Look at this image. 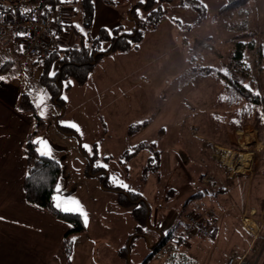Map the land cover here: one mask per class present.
I'll use <instances>...</instances> for the list:
<instances>
[{"label":"rangeland","instance_id":"1","mask_svg":"<svg viewBox=\"0 0 264 264\" xmlns=\"http://www.w3.org/2000/svg\"><path fill=\"white\" fill-rule=\"evenodd\" d=\"M112 1L125 12L121 25L131 30L134 21L127 13L139 0ZM182 1L164 5V18L146 32L139 52L101 56L85 83L73 78L64 81L59 102L42 78L44 72L53 76L54 65L47 71L42 64L22 69L10 60L7 64L9 77L29 87L38 114L44 113L33 137L46 141L50 157L61 164L56 197L78 201L87 214L85 232L73 236V264H142L159 241V226L175 212L170 226L175 238L149 263L164 264L178 245L186 214L198 211L188 201L193 194L203 192L198 205L216 208L222 221L230 202L240 207L239 212L246 205L241 184L257 172L264 125L260 131L254 117L244 119L241 111L254 106L264 124V0H253L252 5L228 15L219 10L231 0H198L206 8L200 21L196 12L179 6ZM257 6L263 11L261 22L242 13ZM61 9L67 24L81 25L80 5H75L73 15L67 7ZM240 35H249L243 40H253L255 47L246 48L244 62L238 63L232 57ZM230 77L259 97L260 103H251L246 96L231 103ZM220 95L225 97L223 101ZM149 119L146 128L128 132L131 124ZM140 143L152 147L131 159L124 156ZM155 150L161 151L159 171L145 173ZM92 165L107 176L91 174ZM110 186L139 192L148 202L152 225L143 230L145 236L135 237L137 222L132 209L119 203V194ZM249 212L232 213L231 219L254 237L264 238L261 215ZM246 218L256 227L247 225ZM261 245L254 246L250 252L254 255L248 257L257 260ZM125 246L127 259L118 254Z\"/></svg>","mask_w":264,"mask_h":264},{"label":"crops","instance_id":"2","mask_svg":"<svg viewBox=\"0 0 264 264\" xmlns=\"http://www.w3.org/2000/svg\"><path fill=\"white\" fill-rule=\"evenodd\" d=\"M252 1L250 0L245 6L252 5ZM259 4L260 2L257 1L256 5ZM66 7L67 11L71 10L73 15L75 6L66 5ZM94 7L90 33L93 37L101 28L113 29L121 25L125 12L120 10L115 2L94 0ZM242 13L246 17L250 15L259 22L263 21V11L258 6L256 9L246 8ZM11 16L13 15L10 12H0L1 18ZM72 18L69 15V19L72 20ZM73 24H75L74 21L69 22L68 26L60 31L54 39V48H65L77 42L71 27ZM141 44L137 51L119 53L126 56L131 52H139ZM0 46L2 47L0 48V55L2 54L0 77L4 78L0 79V217L3 218L0 219V264H69L60 252V248L66 232L71 228L70 224L54 216L48 210L30 203L26 198L24 179L27 159L24 148L37 126L38 119L21 107L22 96L30 90L28 86L20 85L9 77L10 69L7 65L11 61L16 63L18 69L30 68L40 64L44 65L43 59L23 54L16 44L15 35L10 32L0 35ZM261 146L256 174L252 177L247 176L246 182L242 181L241 184L242 199L246 202L242 211H236L240 207L230 202L226 209L227 217L224 221L220 219L212 235L209 237L195 236L185 248H180L181 251L186 252L194 264H228V258L232 252L250 253L254 246L259 244L262 245L257 247L259 251H256L259 255L255 264H264V238L254 237L245 227L231 219L235 212L241 214L250 211L249 213L261 215L263 225L261 228L264 229V168L262 169L264 143ZM252 192L253 201H251ZM202 197L190 201L195 205L193 210L202 211L214 208L198 205ZM232 209L235 212H232ZM175 216V212H170L159 229L162 232L170 229L171 221L174 222ZM152 220L157 223L155 216ZM258 229L260 230L259 225ZM160 230L158 232H161ZM118 254L120 255V250ZM70 264H73L72 259Z\"/></svg>","mask_w":264,"mask_h":264},{"label":"trees","instance_id":"3","mask_svg":"<svg viewBox=\"0 0 264 264\" xmlns=\"http://www.w3.org/2000/svg\"><path fill=\"white\" fill-rule=\"evenodd\" d=\"M109 3H114L112 0H106ZM174 0H139L132 5V8L128 10L127 15L134 21V26L131 30H125L123 25H120L113 29L101 28L98 34L93 37L90 34L92 27V21L94 16V0H23L21 2L10 4L0 3V12H10L13 16L20 19H45L48 18L54 11L63 8L66 5L75 6L80 5L82 8V23L81 25H71L74 35L77 38V42L66 46L65 48H54L51 54L43 59V64L48 67L54 65L53 76L44 72L42 75L44 83L50 87L52 94L57 98V101L61 100L59 94L62 90L64 81L73 78L78 83H85L88 76L96 64L97 60L101 56L120 52L127 53L132 50H138L140 44L147 31L155 29L162 21L166 14V3H171ZM250 0H231L229 3L223 5L219 12L223 15L231 14L239 8L245 6ZM181 6L184 9L191 10L198 14V20L206 13V8L198 0H183ZM141 9V11H140ZM28 10V11H26ZM139 12L143 13L140 14ZM73 13H77L75 8ZM177 22H179L177 20ZM61 31L62 28L57 29ZM249 35L238 36L236 42L235 52L233 54V60L241 63L244 62L246 48H254L255 43L250 40L246 43L243 38H247ZM101 48L104 50L101 51ZM226 78V77H225ZM228 81V95H230V102L232 100L240 99L242 96H246L251 100V103H260L259 97L253 95L249 89L239 84V80H234L231 77L227 78ZM45 83V84H46ZM71 87V83L68 82L67 88ZM219 100H224L225 97L220 95ZM220 103V102H219ZM255 105V104H253ZM21 107L31 112L38 119V128L42 125V118L38 114L34 102H32L31 93H25L22 96ZM254 106L250 108L245 107L242 112L244 119L254 117L256 124L260 131H263V119L259 111L253 110ZM151 119L145 120L141 123L131 124L128 132L135 133L146 128ZM246 120V121H247ZM68 132H71L68 129ZM36 133V132H34ZM34 133H32L25 145L24 152L27 159V171L24 179V190L27 200L40 206L54 216L68 222L71 228L66 232L60 252L64 255L65 260L70 264L71 256L73 252V236L80 235L86 230L83 216L79 212H64L55 207L56 200L54 197L57 195V185L59 183L62 167L58 160L47 155H40L38 151V144L35 143ZM152 147L149 143H140L136 145L132 151H126L124 156L131 159L134 155L139 153L142 149ZM161 163V151L155 150L152 156L148 158V163L145 167V173L150 170L154 172L159 171ZM90 173L106 175L105 172H100L90 166ZM107 176V175H106ZM110 189L116 191L119 194V203L127 208H131L134 218L137 221L135 237H143L145 233L143 230L146 226L152 225L150 205L144 199L143 195L139 192L125 190L119 186H110ZM203 196V192L193 194L188 201ZM173 228V227H172ZM172 228L166 232H160L161 236L152 248L142 264H149L154 256L168 243V240L174 239ZM181 235H178L176 239L177 246L175 250L170 254L169 258L164 264H194L188 257L186 252L181 251L178 247L181 242ZM134 241V240H133ZM133 241L130 246L133 245ZM129 249L127 246L121 248L120 256L127 259Z\"/></svg>","mask_w":264,"mask_h":264},{"label":"built area","instance_id":"4","mask_svg":"<svg viewBox=\"0 0 264 264\" xmlns=\"http://www.w3.org/2000/svg\"><path fill=\"white\" fill-rule=\"evenodd\" d=\"M23 0H0V3L15 4ZM68 26L66 16L62 9L54 11L45 19H20L0 17V35L10 32L15 35L16 44L23 54L45 59L54 49V39L60 33L59 27L64 30ZM23 33L24 35H18ZM220 222L216 208L186 214L181 235V243L187 245L195 236L209 237ZM249 252L239 254L232 252L228 264H255L256 259L248 257Z\"/></svg>","mask_w":264,"mask_h":264},{"label":"snow or ice","instance_id":"5","mask_svg":"<svg viewBox=\"0 0 264 264\" xmlns=\"http://www.w3.org/2000/svg\"><path fill=\"white\" fill-rule=\"evenodd\" d=\"M143 2V0H142ZM28 11V10H26ZM18 35H24L23 33H18ZM104 49L101 48V51H103ZM54 75V73H53ZM0 79H4L3 77H0ZM66 99V98H65ZM41 116L44 115L43 111H41L40 113ZM71 127L73 128H77V126L75 124H71ZM79 130V129H77ZM35 143L37 144H40L42 145V149H38V151L40 152V155L44 156V155H47V156H51L52 155V152H51V148L48 146L47 142L46 141H43V140H37L35 141ZM85 148H88L87 145H85ZM106 167V165H105ZM124 187H127V185H124ZM60 190V186L57 185V191L59 192ZM54 199L56 200V203H55V207L57 209H60L64 212H79L80 215H82L84 217V223L85 225H87V214L83 212V210L81 209L80 205H79V202L78 201H75V200H60L59 197H54ZM0 219H3L2 217H0Z\"/></svg>","mask_w":264,"mask_h":264},{"label":"bare ground","instance_id":"6","mask_svg":"<svg viewBox=\"0 0 264 264\" xmlns=\"http://www.w3.org/2000/svg\"><path fill=\"white\" fill-rule=\"evenodd\" d=\"M246 158V157H245ZM249 167V166H248ZM245 223L247 224V225H251L252 227H256V223L255 222H253L251 219H249V218H246L245 219Z\"/></svg>","mask_w":264,"mask_h":264},{"label":"water","instance_id":"7","mask_svg":"<svg viewBox=\"0 0 264 264\" xmlns=\"http://www.w3.org/2000/svg\"><path fill=\"white\" fill-rule=\"evenodd\" d=\"M151 248H153V246H151ZM128 261H130V257L128 256Z\"/></svg>","mask_w":264,"mask_h":264}]
</instances>
